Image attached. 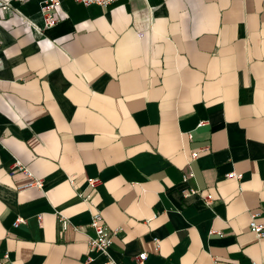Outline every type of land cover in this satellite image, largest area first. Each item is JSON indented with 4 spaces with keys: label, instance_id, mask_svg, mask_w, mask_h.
I'll use <instances>...</instances> for the list:
<instances>
[{
    "label": "crops",
    "instance_id": "obj_1",
    "mask_svg": "<svg viewBox=\"0 0 264 264\" xmlns=\"http://www.w3.org/2000/svg\"><path fill=\"white\" fill-rule=\"evenodd\" d=\"M42 1L0 9V257L102 264L98 211L116 264L264 262V0Z\"/></svg>",
    "mask_w": 264,
    "mask_h": 264
},
{
    "label": "built area",
    "instance_id": "obj_2",
    "mask_svg": "<svg viewBox=\"0 0 264 264\" xmlns=\"http://www.w3.org/2000/svg\"><path fill=\"white\" fill-rule=\"evenodd\" d=\"M11 1L22 2L25 0H0V9L1 10L10 9ZM62 1L63 0H43L42 1L41 7H40V13L42 15L45 27L53 26L54 24L58 22L59 18L55 15V10L57 7L61 5ZM76 1H79V0H76ZM83 1L86 3L90 1L106 3L111 0H83ZM188 136H190V134H188ZM197 156H198V151H192L190 154L191 159L196 158ZM15 171H21L25 175L32 178L31 183L28 184L29 186L33 185L38 188H41L43 186L42 180L32 177V174L25 167H23L19 161H15V163L12 165L11 172L13 173ZM189 176H191L190 172L183 173L182 179L186 181ZM225 176L227 178L239 179L241 177V174L236 173L235 171H230ZM99 182L100 180L98 178H89L87 180V188L93 189ZM197 192H198L197 190L191 189V188L188 190V193H192V194H196ZM78 196L86 203L89 209L92 207V201L90 199L89 193L80 191L78 192ZM202 200L208 206H210L213 202V198L209 194L203 195ZM255 216L256 214H251V220L249 222V229L255 233L256 237H261L264 231V225L257 223L254 220ZM57 218H58V221L60 223V227L62 230L66 229L69 226V221L65 216L57 214ZM21 222H24V219L21 217H18L17 219H15L14 225H18ZM88 225L92 230V234L87 235L88 252L103 255L105 257V260L104 262H102V264H116L109 254V247L111 245V239H112L113 232H111L110 229L104 224L102 217L98 211L91 212V217H90V221ZM156 243H157V240H156ZM146 257H147V253L141 252L138 254L137 259L139 263L143 264ZM91 259L92 258L89 256L88 260H91ZM0 264H11L9 260V254L7 252L2 257H0ZM214 264H219V263L218 261L214 260ZM252 264H264V262H253Z\"/></svg>",
    "mask_w": 264,
    "mask_h": 264
}]
</instances>
